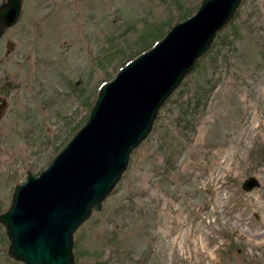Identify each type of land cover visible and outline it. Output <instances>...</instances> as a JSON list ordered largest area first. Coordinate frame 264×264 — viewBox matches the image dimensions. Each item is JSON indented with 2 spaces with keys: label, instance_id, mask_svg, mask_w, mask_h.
<instances>
[{
  "label": "rangeland",
  "instance_id": "1",
  "mask_svg": "<svg viewBox=\"0 0 264 264\" xmlns=\"http://www.w3.org/2000/svg\"><path fill=\"white\" fill-rule=\"evenodd\" d=\"M200 1H21L0 35V212L82 125L99 84ZM262 214L264 0H241L73 231V264H206L202 246L212 264H264L241 233ZM7 243L0 223V264H23Z\"/></svg>",
  "mask_w": 264,
  "mask_h": 264
},
{
  "label": "water",
  "instance_id": "2",
  "mask_svg": "<svg viewBox=\"0 0 264 264\" xmlns=\"http://www.w3.org/2000/svg\"><path fill=\"white\" fill-rule=\"evenodd\" d=\"M22 0L0 2V35ZM241 0H201L150 47L103 81L82 125L37 174L16 183L0 212L7 255L23 264H73L72 233L98 210L147 135L159 106L193 67ZM11 48L13 42L6 43ZM257 181L245 177L250 189Z\"/></svg>",
  "mask_w": 264,
  "mask_h": 264
},
{
  "label": "bare ground",
  "instance_id": "3",
  "mask_svg": "<svg viewBox=\"0 0 264 264\" xmlns=\"http://www.w3.org/2000/svg\"><path fill=\"white\" fill-rule=\"evenodd\" d=\"M222 196H223V192H220L218 194V200H219L220 204H222V200H221ZM241 233L246 234V240L251 242V244H253V245H264V214H262V217L260 218L259 227L256 230H254L253 232L250 233V232L242 229ZM195 242L196 241L193 242V245H196L197 242L196 243ZM196 248H197V246H196ZM196 248H195V250H196ZM200 251L202 252L203 257L206 258V260H207L206 264H212L215 261V257L213 255V252H208L206 247L202 246Z\"/></svg>",
  "mask_w": 264,
  "mask_h": 264
},
{
  "label": "trees",
  "instance_id": "4",
  "mask_svg": "<svg viewBox=\"0 0 264 264\" xmlns=\"http://www.w3.org/2000/svg\"><path fill=\"white\" fill-rule=\"evenodd\" d=\"M156 39H157V38H156ZM156 39H154V40H156ZM154 40L149 44V46L154 42ZM142 50H143V49H142ZM140 51H141V50H140ZM140 51H138V52H140ZM138 52H136V53H134L133 55H131L128 59H130L131 57H133L134 55H136ZM128 59H126V60H128ZM126 60H125V61H126ZM125 61H124V62H125ZM124 62H123V63H124Z\"/></svg>",
  "mask_w": 264,
  "mask_h": 264
},
{
  "label": "flooded vegetation",
  "instance_id": "5",
  "mask_svg": "<svg viewBox=\"0 0 264 264\" xmlns=\"http://www.w3.org/2000/svg\"><path fill=\"white\" fill-rule=\"evenodd\" d=\"M27 172H29V171H26V174H27ZM25 177H26V175H25Z\"/></svg>",
  "mask_w": 264,
  "mask_h": 264
}]
</instances>
